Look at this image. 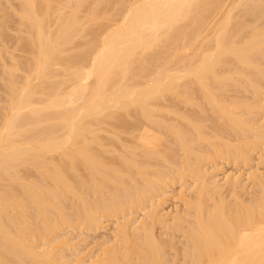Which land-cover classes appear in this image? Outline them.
Wrapping results in <instances>:
<instances>
[{
  "label": "bare ground",
  "instance_id": "6f19581e",
  "mask_svg": "<svg viewBox=\"0 0 264 264\" xmlns=\"http://www.w3.org/2000/svg\"><path fill=\"white\" fill-rule=\"evenodd\" d=\"M124 1L0 5V264H264V182L247 204L203 169L264 158V0ZM188 177L194 219L168 223L162 191ZM110 219L98 255L73 244Z\"/></svg>",
  "mask_w": 264,
  "mask_h": 264
},
{
  "label": "rangeland",
  "instance_id": "374dc122",
  "mask_svg": "<svg viewBox=\"0 0 264 264\" xmlns=\"http://www.w3.org/2000/svg\"><path fill=\"white\" fill-rule=\"evenodd\" d=\"M2 1H4V0H2ZM7 1V0H6ZM6 1H4V2H6ZM129 1V0H128ZM127 0H125L124 1V4L125 3H127V5H128V2ZM4 2H2L5 6H7L6 5V3H4ZM16 4H15V6L17 5V2L16 1H14ZM1 2H0V5H3ZM13 2H11V4H12ZM3 5V6H4ZM14 5V3L11 5V6H13ZM126 5V4H125ZM2 6V7H3ZM14 18V19H13ZM12 19H13V21L14 22H12L11 21V24L12 25H10V22H9V25L11 26V27H13V28H11L10 27V30L12 29V30H14V31H9V33H11V36H14V37H16V35L18 34V32H15V31H17L18 30V25H14L15 23L17 24V22H16V18L15 17H13ZM11 19V20H12ZM17 26V27H16ZM14 28H17V29H14ZM12 32H14V33H12ZM12 34H14V35H12ZM13 37V38H14ZM15 39V38H14ZM14 43H16L15 41H12V39H11V45H10V43L9 44H7V45H5L4 47L5 48H7V46H8V48H7V50L9 51V53H13V55L15 54L16 56H18V57H23L24 55H23V53L21 52H19V49H18V47L16 46L17 44H15V46H13L12 47V45H14ZM9 46H10V48H9ZM17 48V49H16ZM12 55V54H11ZM236 88H230V90H227L226 92L228 93V94H232V96H231V94H230V96H229V98L228 99H231L232 97V99H234L236 96H234L233 94H235V93H238V95H239V97L240 96H242V98L241 99H243V96H245L244 97V101H242V100H240V98H238V96L235 98V99H237V101H242V102H246V103H252L253 101H255V99L253 98V96L254 95H252L253 93L252 92H250V93H252V94H249V92L247 91V92H245V91H243V90H239L238 91V89H236ZM232 90V91H231ZM232 92H234V93H232ZM241 92V95L239 94ZM242 92H243V94H242ZM3 92L2 91H0V95H2V97L0 96V99L2 98V99H6L7 97H6V95L4 96V93L2 94ZM226 93V96H228V94ZM247 96H246V95ZM250 96H249V95ZM235 95H237V94H235ZM5 98H4V97ZM263 98H264V96H262ZM261 97V99H263ZM227 98V97H226ZM227 99V100H228ZM231 99V100H232ZM234 99V100H235ZM239 99V100H238ZM247 99V100H246ZM253 100V101H251V100ZM7 100V99H6ZM5 100V101H6ZM197 100V99H196ZM195 100V101H196ZM230 100V101H231ZM246 100V101H245ZM3 101V100H2ZM2 101H1V107H0V112L2 111V113H4V110H2V108L3 107H5L6 105H7V103L5 102V101H3L4 103H2ZM199 100H197V102H198ZM200 102V101H199ZM264 102V99L262 100V102L261 103H263ZM4 104H6V105H4ZM262 105H264V103L262 104ZM184 107H185V105H183ZM184 107H182V105H181V111H186V113H188V114H192L193 113V111L195 110L192 106L190 107V106H187L186 105V108L188 109V110H186V108H185V110H184ZM190 107V108H189ZM193 109V110H192ZM257 114L258 113H256L253 117L254 118H256V119H258L260 116V122H263V120H264V118L262 119V116L264 117V115H259V116H257ZM1 115V114H0ZM258 117V118H257ZM262 119V120H261ZM127 137V136H126ZM233 137V136H232ZM234 138V137H233ZM232 138V139H233ZM231 142H233V143H236L235 142V139H233V140H231ZM257 152V153H256ZM259 152V153H258ZM252 153V152H251ZM250 153V155H251V158H250V162L248 161V162H235V161H233L232 159L229 161L228 159H226L225 160V158H220V160L218 161V160H216L215 162L214 161H208V162H206V163H204V171L205 172H208L209 173V175H208V178H209V180H210V182H212V181H214V182H219V184H224V182L226 181V179L228 178L229 179V177L232 179V180H234L235 179V181H239L238 182V184H237V188H238V185L240 186L237 190L239 191V189H240V191H239V193L237 192V196L239 197V196H241V200H243L242 202L244 203L245 202V200L247 201V204H248V202L250 203L251 201H249V199L251 198L252 199V197H254L255 198V195L257 194L258 195V193L257 192H259V195H260V193L262 194V187H261V185L260 184H262V182H264V177H260V176H264V158L263 159H261V157H263V151H255V153H253V154H251ZM259 154V155H258ZM262 155V156H261ZM259 158V159H258ZM252 159V160H251ZM256 159V160H255ZM259 160H261V162H259ZM255 161V162H254ZM258 161V162H257ZM263 161V162H262ZM235 162V163H234ZM233 163V164H232ZM239 163V165H237ZM247 163V164H246ZM253 163V164H252ZM243 164V165H242ZM249 165V166H248ZM217 168V169H216ZM257 173H256V172ZM253 173V174H252ZM258 174V175H257ZM254 175H255V177L256 176H258L257 177V179L256 180H258V181H256L255 180V177H254ZM260 177V178H259ZM260 179H261V181H260ZM181 180H183V181H181ZM180 181H179V183H178V181L176 182L175 181V183H173V184H171V185H168L167 187L168 188H166V189H164L163 191H162V193L164 194L163 196L165 197L163 200L165 201L166 200V202H164L163 201V204L161 205L162 207H160V209H162L161 210V214L162 215H165L166 217H167V219H168V223L170 222V223H172V222H174V220L176 219L175 217H177V218H182V220H184L183 219V217H185V219H186V221H182V223H183V225H185V224H187V226L191 223L190 222V218L193 220L194 218V215L192 216V215H190L191 214V212H190V210H188L189 208H187L188 207V205L185 203V200H184V196H182L183 198H181L180 197V193L181 194H183V195H190V193H191V189H193L192 188V186H193V183L195 184V181L193 182V180H192V178H191V180H190V178L188 177V178H184V179H181ZM231 180V181H232ZM186 181V182H185ZM190 182V183H189ZM232 182H234V181H232ZM256 182V183H255ZM261 182V183H260ZM260 183V184H259ZM183 184V185H182ZM186 184V185H185ZM173 185V186H172ZM182 185V186H181ZM190 185H192V186H190ZM260 186V187H259ZM182 187V188H181ZM258 188V189H257ZM170 190V191H168V190ZM261 189V190H260ZM167 190V191H166ZM186 190V191H185ZM190 192H189V191ZM229 190H231L232 191V189H227V190H223V194H226V195H222L223 197H224V199L227 197L228 199H227V202H228V205H229V203L230 202H234V207L236 206V204H235V202H236V198H235V196H233V194H229V193H231V191H229ZM258 190H260V191H258ZM224 191H225V193H224ZM227 191H228V193H227ZM255 191V192H254ZM252 192V193H251ZM168 193V194H167ZM241 193V194H240ZM239 194V195H238ZM243 194V195H242ZM254 195V196H252V195ZM256 195V198L258 197ZM162 196V197H163ZM230 196V197H229ZM243 196V197H242ZM216 197V196H215ZM215 197H213V199H215ZM217 198V197H216ZM234 198V199H233ZM254 198L252 199V201L254 200ZM233 199V200H232ZM250 199V200H251ZM182 200H184L183 202H182ZM216 200V199H215ZM214 200V201H215ZM212 201V200H211ZM208 202L209 203V205H213V202L214 201H212V202ZM225 201H226V199H225ZM164 203H166V204H164ZM208 203H207V205H208ZM211 203V204H210ZM185 204V205H184ZM231 205H229L230 206V208L232 207V204L233 203H230ZM246 204V203H245ZM208 205V206H209ZM233 207V208H234ZM164 209V210H163ZM179 209V210H178ZM187 209V210H186ZM182 211H183V213H182ZM187 211H189V212H187ZM164 212V213H163ZM168 214H167V213ZM185 212V213H184ZM189 213V214H188ZM141 214V215H140ZM143 214L144 213H141L140 211L139 212H136V214H134V216H135V218H139V217H142L143 216ZM167 214V215H166ZM186 215V216H183V215ZM188 214V215H187ZM190 215V216H189ZM170 216V217H169ZM180 216V217H179ZM192 216V217H191ZM187 217V218H186ZM174 219V220H173ZM189 221H188V220ZM191 220V221H192ZM187 221H188V223H187ZM114 222H115V220L114 219H110V220H106V222L103 224L104 226H102V230H101V228L100 229H96V231H93L94 233L91 235V234H87V236L85 235H82V236H80V232L78 231L77 233H71L72 235L70 236L72 239H73V241H74V239L76 240V241H74L73 242V244L75 243V244H77V246L78 247H80V245H81V249H82V247L84 248L86 245L87 246H90V247H85L84 249H85V251H86V248H89L87 251H91L90 253L91 254H97L98 252H99V250H100V245L103 243V242H105L106 240L105 239H107V240H110V239H112L113 237H112V235L114 236V234L115 233H113V231H115V225H114ZM106 224V225H105ZM108 225V226H107ZM160 226V225H159ZM186 226V225H185ZM107 227H110V228H107ZM158 227V226H157ZM156 227V234L158 235V237H162V238H160V240H162V243H165L166 244V246H167V244H169L168 246H170L171 244H174V246H175V250H176V252H182V250L181 249H183V247H184V239H181L182 238V235L180 234V233H177L176 234V232L174 233V232H170V234L168 233V231H166L165 229L166 228H161V227H158L157 228ZM104 228V229H103ZM113 228H114V230H113ZM162 229H164V230H162ZM166 231V232H165ZM158 232V233H157ZM113 233V234H112ZM162 233V234H161ZM165 233H167V234H165ZM174 235H173V234ZM74 234V235H73ZM76 234H79V236L78 235H76ZM85 234V233H84ZM112 234V235H111ZM93 237L92 238V240H91V236ZM100 235H102V236H100ZM106 235V236H105ZM109 235H111V236H109ZM160 235H162V236H160ZM163 235H165V239L167 238V236H168V238L165 240L164 239V236ZM167 235V236H166ZM177 235H179V237L177 236ZM77 238H76V237ZM96 236V237H95ZM104 236H105V238H104ZM109 236V237H108ZM174 236H175V238H174ZM79 237V238H78ZM80 237H81V241H79L80 240ZM84 239H83V238ZM88 237V238H87ZM104 238V239H101V238ZM100 238V239H99ZM173 239L172 241L171 240H168V239ZM83 239V240H82ZM95 239V240H94ZM99 239V241L100 242H98L97 243V240ZM114 239V238H113ZM181 239V240H180ZM88 240V241H87ZM91 240V241H90ZM102 240H105V241H102ZM164 240V241H163ZM167 240H168V242H173V243H167ZM79 241V242H78ZM83 241V243H81ZM94 243H93V242ZM88 242V243H87ZM79 243V244H78ZM96 243H97V245H96ZM177 243V244H176ZM183 243V244H182ZM94 244V245H93ZM100 244V245H99ZM85 245V246H84ZM91 245H92V247H91ZM179 247V248H178ZM90 248H91V250H90ZM170 248V247H169ZM169 248H167L168 249V251H169ZM177 248V249H176ZM80 249V248H79ZM83 249V250H84ZM178 250V251H177ZM180 252V253H181ZM89 253V252H88ZM168 253H170V254H168L167 256H171L172 258H168L167 257V259H168V261L170 262H172V260H176L177 259V257L175 256V257H173L175 254L173 253V252H168ZM179 253V254H180ZM90 254V255H91ZM98 255V254H97ZM175 258V259H174ZM169 259H171V260H169ZM180 260V259H179ZM178 262H180V261H177V264H178ZM88 264V263H87ZM180 264H182V262H180Z\"/></svg>",
  "mask_w": 264,
  "mask_h": 264
}]
</instances>
